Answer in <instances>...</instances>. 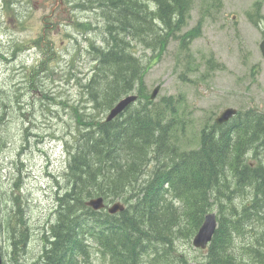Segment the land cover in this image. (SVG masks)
I'll return each instance as SVG.
<instances>
[{
	"label": "trees",
	"instance_id": "16d2710c",
	"mask_svg": "<svg viewBox=\"0 0 264 264\" xmlns=\"http://www.w3.org/2000/svg\"><path fill=\"white\" fill-rule=\"evenodd\" d=\"M124 3L129 11L105 19L107 45H92L97 71L85 84L77 79L84 102L95 112L80 113L72 104L77 127L65 143L64 185L55 196L51 227L43 233L41 264H82L93 242L112 264H139L148 246L157 259H165L160 264H173L165 249H173L178 235L189 244L213 203L218 227L204 264H238L231 248L242 252V264H264V112L238 110L233 124L202 129L199 146L181 150L176 143L183 120L178 101L167 96L155 102L144 94L148 67L135 56L133 42L151 51L163 48L183 24L188 0H156L151 10L146 2ZM85 26L89 23L78 27L85 32ZM188 43L182 34L181 47ZM52 54L50 49L45 57ZM47 69L53 70L39 66L32 73ZM131 91L138 95L137 105L106 121L107 111ZM248 156L259 163H247ZM226 168L232 177H226ZM99 195L126 206L109 214L84 205V199ZM17 230L22 243L26 228L17 224ZM12 244L5 264H22ZM179 262H184L182 252Z\"/></svg>",
	"mask_w": 264,
	"mask_h": 264
},
{
	"label": "rangeland",
	"instance_id": "374dc122",
	"mask_svg": "<svg viewBox=\"0 0 264 264\" xmlns=\"http://www.w3.org/2000/svg\"><path fill=\"white\" fill-rule=\"evenodd\" d=\"M11 1L0 0V248L7 263L15 249L12 240L20 236L17 224L25 226L26 238L16 250L19 262L41 264L43 233L52 223L56 192L64 185L65 143L77 127L70 105L82 106L81 113L92 111L79 83L85 84L97 71L98 54L92 45H107L108 26L104 19H96L98 9L92 7V0H74L79 9L73 8V17L59 15L46 21L48 11L40 6L44 2L28 11L26 3L31 6V0H19L16 8L8 4ZM138 2H146L150 10L156 5V0ZM187 8L183 24L160 50L133 42L135 56L148 67L144 94L149 96L159 85L155 102L167 96L178 101L183 120L176 128V143L181 150L197 148L203 126H211L226 107L264 112V56L259 50L264 37V0H188ZM108 13L105 9L104 14ZM83 23H89L86 34L78 27ZM45 33L47 45L43 46L39 38ZM184 33L189 37L186 49L181 47ZM50 49L51 60L44 56ZM39 66L53 70L32 73ZM19 81L21 86H16ZM247 163L253 165L259 159L248 156ZM105 200L110 205L120 199ZM217 208L214 203L209 206L214 212ZM19 216L22 219L15 222ZM261 224L264 227V221ZM183 239L178 235L173 249H165L172 263H180L181 252L182 264L204 263L207 250H196ZM148 248L139 264L165 262ZM101 249L91 243L82 264H112ZM231 250L235 262L242 264V252Z\"/></svg>",
	"mask_w": 264,
	"mask_h": 264
},
{
	"label": "water",
	"instance_id": "95a60500",
	"mask_svg": "<svg viewBox=\"0 0 264 264\" xmlns=\"http://www.w3.org/2000/svg\"><path fill=\"white\" fill-rule=\"evenodd\" d=\"M259 49L260 53L264 56V37L259 43ZM159 90V85L156 86L151 94L150 98L153 99L155 98L157 92ZM137 96L135 94H128L125 97L119 99L109 110L106 120H111L112 118L116 117L118 114L122 113L131 103H133L136 100ZM236 113V109L233 107H226L222 110L219 111L218 115L215 117V121L218 124H221L228 119H230L234 114ZM85 205L94 209V210H100L104 208L105 203L104 199L101 196L97 197H91L85 202ZM124 209V205L120 203L119 201L112 203L110 206L107 207V211L110 214H114L117 211H121ZM217 226V218L215 213L213 212H208L204 215L203 222L197 229L196 233L194 234L192 238V245L195 248H200L204 249L208 242L213 237V234L215 232ZM0 264H1V252H0ZM188 264H193V263H188ZM195 264H201L200 262L195 263Z\"/></svg>",
	"mask_w": 264,
	"mask_h": 264
},
{
	"label": "flooded vegetation",
	"instance_id": "af4514ba",
	"mask_svg": "<svg viewBox=\"0 0 264 264\" xmlns=\"http://www.w3.org/2000/svg\"><path fill=\"white\" fill-rule=\"evenodd\" d=\"M80 1L82 2V0ZM116 1H119V3H117ZM122 1L126 2L129 0H92L93 2L92 7L98 9L96 19H114L115 12H119L121 10L128 11L129 9L125 5L116 7L117 4H121ZM40 2H44V3H40ZM38 3H40V6H42L45 10L48 11L46 16L44 17L45 21L48 19H58L59 15H69L73 17L74 16L73 8L79 9V7L76 4H74V0H31V6L26 3L27 10L28 11H30V9L35 10L37 8ZM70 8H72V10H70ZM105 9H107L109 12L107 16L104 14ZM78 11H81V10H78ZM84 13L88 14L86 11ZM87 18H90L89 15L88 17H82V16L77 17L76 16V19H87ZM45 29L48 30V27L45 26ZM212 125L220 126V125H217L215 122H213ZM212 125L209 126L208 124H205L202 129H205V128L213 129Z\"/></svg>",
	"mask_w": 264,
	"mask_h": 264
},
{
	"label": "bare ground",
	"instance_id": "6f19581e",
	"mask_svg": "<svg viewBox=\"0 0 264 264\" xmlns=\"http://www.w3.org/2000/svg\"><path fill=\"white\" fill-rule=\"evenodd\" d=\"M18 3H19V0H13V1H11L10 3H8V4H15V8L17 7V5H18ZM114 4V3H113ZM11 6H7V8H10ZM134 12V11H133ZM138 13V12H137ZM142 13H144L143 11H142ZM129 15H130V12L128 13ZM145 15V14H144ZM142 17V16H141ZM143 19V18H142ZM130 32V31H129ZM108 39V38H107ZM106 43V42H105ZM94 52V51H93ZM45 56V55H44ZM94 56H95V54H94ZM47 59H52L51 58V55L49 56V58H47ZM21 86V84H20V81L16 84V86ZM84 93L86 94V90H84ZM87 95V94H86ZM82 98H84V95L82 96ZM87 101H89V99H88V95H87ZM90 102V101H89ZM81 104V103H80ZM71 106V109H72V104L70 105ZM75 106L79 109V111H80V113H81V111L83 110V107L82 106H78V104H75ZM94 106V105H93ZM109 108V107H108ZM107 108V109H108ZM70 109V110H71ZM106 109V110H107ZM105 110V111H106ZM69 111V110H68ZM105 111H103V112H101L100 113V117L101 118H103L104 117V112ZM70 112V111H69ZM93 112H95V111H91V112H89V114L90 113H93ZM86 114V113H85ZM134 135V134H133ZM130 137V136H129ZM115 140V139H114ZM113 140V141H114ZM118 143V142H117ZM71 152V151H70ZM134 159V158H133ZM227 169V168H226ZM226 169H224V172H225V175H226V177H232L233 175H231V171H227ZM60 190V189H59ZM58 190V191H59ZM57 191V192H58ZM57 192H56V194H57ZM92 197V196H91ZM91 197H87L86 199H84V205H85V202L88 200V199H90ZM86 206V205H85ZM20 209V207L18 206V210ZM17 215V214H16ZM18 218H21L20 216L19 217H17V219ZM17 219H16V221H17ZM22 219V218H21ZM52 222V221H51ZM51 222H49V223H51ZM49 227H51V224L49 225ZM49 236V235H48ZM50 237V236H49ZM22 239V237H18L16 240H12V243H14V245L16 246V247H18V245H20L21 243H19V241ZM156 246V245H155ZM149 247V246H148ZM147 249V248H146ZM149 249V248H148ZM170 253V252H169ZM167 255H169V254H167Z\"/></svg>",
	"mask_w": 264,
	"mask_h": 264
}]
</instances>
